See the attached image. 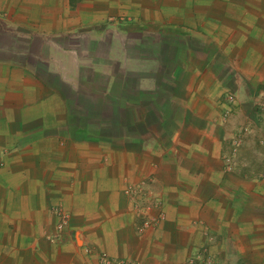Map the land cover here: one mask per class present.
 <instances>
[{
	"label": "crops",
	"instance_id": "obj_1",
	"mask_svg": "<svg viewBox=\"0 0 264 264\" xmlns=\"http://www.w3.org/2000/svg\"><path fill=\"white\" fill-rule=\"evenodd\" d=\"M255 80L264 0H0V264H264V173L224 161Z\"/></svg>",
	"mask_w": 264,
	"mask_h": 264
},
{
	"label": "rangeland",
	"instance_id": "obj_2",
	"mask_svg": "<svg viewBox=\"0 0 264 264\" xmlns=\"http://www.w3.org/2000/svg\"><path fill=\"white\" fill-rule=\"evenodd\" d=\"M231 111L222 114L223 123L234 135L224 161L234 168L243 165L250 176L264 173V83L248 82L246 90L229 91ZM247 165V166H244ZM195 261L202 262L199 257ZM206 264H212L210 259Z\"/></svg>",
	"mask_w": 264,
	"mask_h": 264
},
{
	"label": "built area",
	"instance_id": "obj_3",
	"mask_svg": "<svg viewBox=\"0 0 264 264\" xmlns=\"http://www.w3.org/2000/svg\"><path fill=\"white\" fill-rule=\"evenodd\" d=\"M228 169H231L230 167H228ZM125 193L127 195H130V194H134L135 191H131L130 189H127L125 191ZM137 210H139L141 207L140 206H136ZM55 213L56 215L58 216V223L56 225V230L57 231H61L64 229V227L68 224V215L60 208L56 209L55 210ZM164 219L163 215H159L158 218H152V219H149L147 220L145 223H144V227H156L158 226V224ZM101 261L102 262H105V263H108V260L106 259V257H103L101 258ZM118 264H135L133 261H130V260H126V259H123V260H120L118 261Z\"/></svg>",
	"mask_w": 264,
	"mask_h": 264
}]
</instances>
